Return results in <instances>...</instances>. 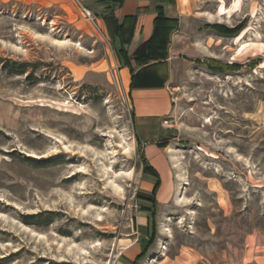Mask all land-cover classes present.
<instances>
[{"label":"rangeland","instance_id":"rangeland-1","mask_svg":"<svg viewBox=\"0 0 264 264\" xmlns=\"http://www.w3.org/2000/svg\"><path fill=\"white\" fill-rule=\"evenodd\" d=\"M177 31L152 194L103 26L75 2L0 1V264H116L133 245L135 264H264V0H189Z\"/></svg>","mask_w":264,"mask_h":264},{"label":"crops","instance_id":"crops-1","mask_svg":"<svg viewBox=\"0 0 264 264\" xmlns=\"http://www.w3.org/2000/svg\"><path fill=\"white\" fill-rule=\"evenodd\" d=\"M2 2L33 3L43 6H72L75 2L88 9L98 24H101L113 43V24L121 25L125 18L135 17L126 25L127 35L130 34L124 49L127 52L130 66L133 70V80L130 69L125 66L117 54L120 46L115 41V52L119 63V74L122 84L127 87L131 98L133 130L141 148L143 156L153 165L163 166L164 155L162 144L171 139V131L166 125V118L172 110V101L169 92L170 73L176 56L184 51L185 38L178 34V19L185 13L189 0H124L117 5L113 0H0ZM167 24V32L161 35L160 42L155 50L156 57L146 64H135L136 57L149 54L147 42L155 35V19L160 10ZM112 17V21L107 19ZM186 51V50H185ZM186 54L191 51L187 50ZM133 86L131 88V83ZM167 145V144H165ZM166 147V146H165ZM160 163V164H159ZM153 164V165H152ZM157 171V170H156ZM158 172V171H157ZM168 179V177H166ZM141 226L146 225V219L140 218ZM139 247H127L116 264H132L139 253Z\"/></svg>","mask_w":264,"mask_h":264},{"label":"trees","instance_id":"trees-1","mask_svg":"<svg viewBox=\"0 0 264 264\" xmlns=\"http://www.w3.org/2000/svg\"><path fill=\"white\" fill-rule=\"evenodd\" d=\"M124 0H113L114 4L120 5L122 4ZM171 2L173 3V0H171ZM160 10V13L158 14L157 18L155 19V35H153V37L147 42V48L149 49V54H147L146 56H142V57H136L135 58V64L137 65H143L146 64L152 60H156L154 59L156 57V53L155 50L157 49L158 45L161 44L160 39H161V35L165 32H167V24L169 23V21L167 19L164 18L163 14H162V10ZM107 19H109V21H112V17H108ZM135 19V17H127L125 18L124 22L121 25H118L115 21L112 22L113 24V45L115 47V41L117 43H119V50L117 52V54L119 55V57L121 58L123 64L127 67H129L130 69V74H131V79L133 80V70L130 66L129 63V58L127 55L126 50L124 49L125 45L128 43V39L130 34L127 35V29H126V25H128V23H130L131 21H133ZM222 31H224L227 34H232L235 33L237 30H229V29H223L220 28ZM7 70H10L12 72H15L17 74H23L25 73V68L23 65H21L20 67H18V69H9L8 67H5ZM231 68H236L235 66H231ZM133 86V82L131 83V88ZM138 141V139H137ZM165 145L162 144L161 147H164ZM144 158V156H143ZM145 160V170L147 171V174H149L150 176H152L153 178H155V187L154 190L152 192V194H154L156 192V190L158 189L159 185H160V181H159V177L157 172L153 169V167H151L148 163L147 160L144 158ZM153 214L149 215L148 217V221L151 220L153 218ZM38 217V215H30L25 217L26 218H31L32 220H35ZM26 224L32 225V224H37L35 221H23ZM151 222V221H150ZM150 230H149V235L150 238L153 237L154 234V224L150 223ZM144 254V250L136 257L135 261L133 262V264H135L137 262L138 259H140Z\"/></svg>","mask_w":264,"mask_h":264},{"label":"built area","instance_id":"built-area-1","mask_svg":"<svg viewBox=\"0 0 264 264\" xmlns=\"http://www.w3.org/2000/svg\"><path fill=\"white\" fill-rule=\"evenodd\" d=\"M81 12L86 18L91 19V13L88 9L81 7Z\"/></svg>","mask_w":264,"mask_h":264},{"label":"bare ground","instance_id":"bare-ground-1","mask_svg":"<svg viewBox=\"0 0 264 264\" xmlns=\"http://www.w3.org/2000/svg\"><path fill=\"white\" fill-rule=\"evenodd\" d=\"M206 122H208V121H206Z\"/></svg>","mask_w":264,"mask_h":264}]
</instances>
